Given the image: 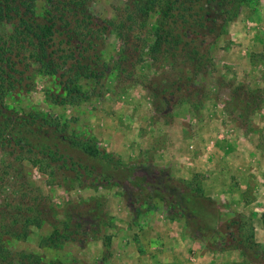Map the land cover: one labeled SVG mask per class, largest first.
<instances>
[{"label":"rangeland","instance_id":"obj_1","mask_svg":"<svg viewBox=\"0 0 264 264\" xmlns=\"http://www.w3.org/2000/svg\"><path fill=\"white\" fill-rule=\"evenodd\" d=\"M169 3L35 0L0 24L24 59L0 70L26 74L0 77V264H264V0L175 61Z\"/></svg>","mask_w":264,"mask_h":264},{"label":"trees","instance_id":"obj_2","mask_svg":"<svg viewBox=\"0 0 264 264\" xmlns=\"http://www.w3.org/2000/svg\"><path fill=\"white\" fill-rule=\"evenodd\" d=\"M33 1L35 0H0V24L4 21L10 22V20L16 19L18 24L23 29L27 28V18L20 16L18 6H24ZM238 3L239 0H215V6H210L206 0H173V4H176V6H172L171 3L167 4L169 8L163 12V17L169 24V28L173 29L174 33L173 38H171L172 46H170L173 50L172 48H169L172 55L170 59H173L174 61L179 57H183L188 60L201 59L205 54H207L208 48L222 33L226 18L232 11H234ZM90 28H87V31L92 34L91 31H93V29L90 30ZM57 32L59 33L57 37L60 38H57V41L59 39L57 44L63 43V41L67 39L66 36L68 39L70 37L66 34H62L59 30ZM53 37L55 38V35ZM53 37L51 38L49 36L46 39L41 38V41L38 39L35 40L36 43L34 46L37 47V51L33 57L36 60H41L42 62L53 61L49 55L51 52L48 50V46L46 45L48 41H50L52 45H55L53 43ZM31 43L34 42L31 41ZM94 45L95 42H91V44L81 47V51L79 50L80 55L83 54L80 59L82 61L84 58L87 59V63L84 66L85 69L86 67L90 69V66L92 64L94 65V61L89 58V55H87V51H90L91 49L93 50ZM38 49L41 50L43 54L41 52L38 54ZM86 56H88V58ZM4 57L12 67L19 66L20 64H18V62L23 59L16 48L12 47L7 50L0 49V60ZM72 59H74L73 63L75 65L78 64L80 67L84 65L81 64L79 59ZM23 61L24 59L22 62ZM89 62H92V64L90 65ZM17 73L18 72L14 69H4L3 71L0 70V77L5 82V85L12 84L14 79H17L19 82L26 79L25 72Z\"/></svg>","mask_w":264,"mask_h":264}]
</instances>
